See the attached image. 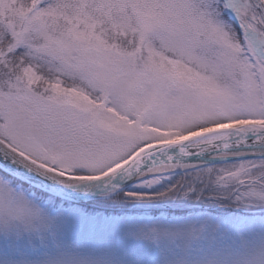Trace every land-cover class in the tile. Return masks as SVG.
Masks as SVG:
<instances>
[{"label": "snow or ice", "instance_id": "obj_1", "mask_svg": "<svg viewBox=\"0 0 264 264\" xmlns=\"http://www.w3.org/2000/svg\"><path fill=\"white\" fill-rule=\"evenodd\" d=\"M0 264H264V0H0Z\"/></svg>", "mask_w": 264, "mask_h": 264}]
</instances>
